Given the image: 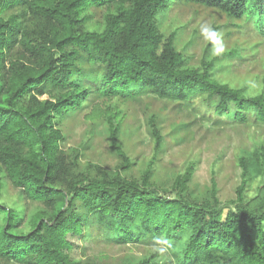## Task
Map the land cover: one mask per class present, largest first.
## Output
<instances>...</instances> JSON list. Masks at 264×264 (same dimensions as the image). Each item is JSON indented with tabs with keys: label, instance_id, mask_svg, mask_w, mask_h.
Masks as SVG:
<instances>
[{
	"label": "trees",
	"instance_id": "16d2710c",
	"mask_svg": "<svg viewBox=\"0 0 264 264\" xmlns=\"http://www.w3.org/2000/svg\"><path fill=\"white\" fill-rule=\"evenodd\" d=\"M172 1L0 0V198L4 178L38 204L27 216L0 203V262L91 264L70 249L92 239L162 246L136 264H264V203L244 199L250 171L263 169L262 161L239 158L237 201L224 210L190 195L191 167L170 196L149 182L152 167L142 182L120 171L77 173V157L62 149L57 124L96 100L150 94L189 106L199 97L214 103L216 117L247 122L249 113L264 122L263 94L189 66L172 37L159 33L156 16ZM183 1L246 18L264 38V0ZM107 120L119 170H128L118 125ZM148 126L158 152L163 138L154 117Z\"/></svg>",
	"mask_w": 264,
	"mask_h": 264
},
{
	"label": "rangeland",
	"instance_id": "374dc122",
	"mask_svg": "<svg viewBox=\"0 0 264 264\" xmlns=\"http://www.w3.org/2000/svg\"><path fill=\"white\" fill-rule=\"evenodd\" d=\"M156 24L164 39L172 37L189 66L206 68L221 83L248 95H264V38L246 18L234 19L213 8L173 0L157 14ZM213 105L197 97L184 106L150 94L128 101L96 100L66 116L57 127L64 135L62 149L77 157V173L103 171L112 176L120 171L124 178L142 182L146 169L152 167L149 182L173 196L176 178L191 167L190 195L198 201L217 200L227 210L234 208L243 180L239 158L264 163V122L249 113L247 122L219 118L211 110ZM108 117L118 125L120 144L132 163L128 170H119L121 159L110 147ZM151 117L163 138L158 152L149 133ZM253 171L244 199L258 207L264 203V168ZM1 192L0 203L23 209L27 216L38 206L22 199L19 189L4 178ZM75 242L72 256L91 264H136L162 247L92 239Z\"/></svg>",
	"mask_w": 264,
	"mask_h": 264
}]
</instances>
